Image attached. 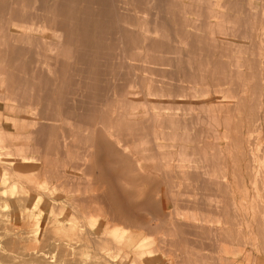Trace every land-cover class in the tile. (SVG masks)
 I'll list each match as a JSON object with an SVG mask.
<instances>
[{
	"label": "rangeland",
	"instance_id": "rangeland-1",
	"mask_svg": "<svg viewBox=\"0 0 264 264\" xmlns=\"http://www.w3.org/2000/svg\"><path fill=\"white\" fill-rule=\"evenodd\" d=\"M80 2L129 19L95 31L100 64L0 58L34 95L0 98V264H264V0H0V22Z\"/></svg>",
	"mask_w": 264,
	"mask_h": 264
},
{
	"label": "bare ground",
	"instance_id": "bare-ground-1",
	"mask_svg": "<svg viewBox=\"0 0 264 264\" xmlns=\"http://www.w3.org/2000/svg\"><path fill=\"white\" fill-rule=\"evenodd\" d=\"M2 1V0H1ZM8 1V0H7ZM90 1V0H89ZM17 2V1H16ZM29 2V1H28ZM66 2V1H65ZM6 2L4 1V4H5ZM84 2H80V4H81V6H78V5H73V6H70V7H62V10H61V13H60V17H61V20L60 21H58V22H53V23H47V24H42L41 25V23L40 24H38V26L37 27H35V28H29V26L28 27H22V26H20L17 22H0V26H5L8 30H9V32H11L12 33V35L13 36H10V37H0V58L1 59H4L5 60V62H7V63H11V64H13V66H10L11 68H12V71H17L18 70V66H17V64H20V63H25V59H27V57H29V58H31V56H35L36 58H37V60H39L40 61V59H42L43 61H44V63H46V60H44V59H46L45 58V56L47 57V58H50L49 59V61H48V63L50 62V63H52L53 61L55 62L54 64H56V63H58V62H60V61H63V59H66V58H68L69 56L71 57L72 56V54H74V55H76L77 57H76V68H80L81 66H83L82 65V62H81V57L82 56H85L86 58L87 57H90V59H91V55H92V52H91V48H92V39L94 38L95 39V43H97V41H98V37L94 34L95 33V31L97 32L98 31V27H102L103 29H106L105 27L107 26V28H110V30L113 28V26H115V24L114 23H116L117 24V26H122L123 24H127L128 22H129V19L127 18V17H121V15H117L116 17H113V14H112V12L110 11L112 8H110V7H108V6H106V5H97V4H94V5H89V3H87L89 6H83L84 4H83ZM83 4V5H82ZM86 4V5H87ZM122 4V3H121ZM25 5V4H24ZM113 6V5H112ZM17 8V7H16ZM119 8V7H118ZM14 9V8H13ZM6 11H12V9L10 8V9H5ZM115 12V11H114ZM5 14H10V13H5ZM4 14V15H5ZM34 14V13H33ZM51 15V14H50ZM2 18V17H1ZM20 18V17H19ZM24 18V17H23ZM5 20V19H4ZM98 20H100L99 21V23H97V21ZM22 21V20H21ZM25 22V21H24ZM105 22V24H104V26H103V23ZM67 27L68 28H70V29H72V30H74V32H75V36H72L70 33H67V31H68V29H67ZM1 28V27H0ZM115 28H116V26H115ZM2 29H3V27H2ZM72 30H71V32H72ZM86 30V31H85ZM110 30H106V31H110ZM119 31V30H118ZM1 32V31H0ZM4 34H5V32H4V29H3V31H2ZM85 35V36H84ZM158 35V34H157ZM2 36V35H1ZM72 37H74V38H72ZM118 37V38H117ZM116 38V40L117 41H120V43H121V51H120V54H119V52H117L119 55V57L123 60V59H130L131 61H133L134 62V60H136V59H132V54L131 53H133L132 52V50L134 49V39L132 38V37H127V36H122V35H120V36H117ZM106 38H107V36H106ZM73 40V41H72ZM107 40V42L109 43V39H106ZM109 40V41H108ZM105 41V40H104ZM107 42H105L106 44H107ZM115 42V41H114ZM101 44H104V42H102ZM119 44V43H118ZM111 45V44H110ZM108 46H109V44H108ZM103 47V46H102ZM111 47H112V45H111ZM61 48V49H60ZM110 48V47H109ZM113 48H115V47H113ZM112 48V49H113ZM99 49H101V47L99 48ZM103 49H105V47H103ZM108 49V48H107ZM106 49V50H107ZM106 50H104V51H106ZM109 50V49H108ZM93 51V50H92ZM98 51H101V50H98ZM114 51V50H113ZM112 51V52H113ZM141 51V50H140ZM95 52V51H94ZM102 52H103V50H102ZM107 52V51H106ZM105 52V53H106ZM109 52H111L110 50H109ZM96 53V52H95ZM99 53H101V52H99ZM115 53V52H114ZM155 53V52H154ZM136 54V53H135ZM22 55H25L26 57L25 58H20ZM99 55V54H98ZM103 55V54H102ZM102 55H101V58H102ZM105 55V54H104ZM103 55V56H104ZM110 55H111V53H110ZM53 56H55V58L53 57ZM92 56H94V55H92ZM95 56H96V54H95ZM95 56H94V58H92V60L93 61H95ZM44 57V58H43ZM51 57L53 58V59H51ZM97 57V56H96ZM138 57V56H137ZM111 58V57H110ZM109 58V59H110ZM148 58V57H147ZM90 59L89 58H87L86 59V61L87 62H90ZM42 60H41V62H42ZM68 60V59H67ZM85 60V59H84ZM103 60V59H102ZM122 60H121V62H122ZM146 61H147V59H146ZM41 62H38V63H41ZM66 62V61H65ZM69 62V61H68ZM97 64H100L102 61H101V59H99V60H97L96 59V61H95ZM112 62V61H111ZM126 62H127V60H126ZM136 62V61H135ZM49 63V64H50ZM70 63V62H69ZM145 63V62H144ZM150 63V62H149ZM10 64V65H11ZM59 64V63H58ZM87 64V66H89V64H91V62L88 64V63H86ZM121 64V63H120ZM132 64V63H131ZM130 64V65H131ZM138 64V63H137ZM43 65V64H42ZM42 65H41V67H42ZM92 65H94V64H92ZM123 65V64H122ZM148 65V64H147ZM23 66H25V64L23 65ZM55 66V65H54ZM53 66V67H54ZM73 66V65H72ZM86 66V65H85ZM144 66H146V65H144ZM20 67V66H19ZM52 67V68H53ZM101 67V66H100ZM139 67V66H138ZM37 68V67H36ZM50 68V67H49ZM51 68V69H52ZM0 69H1V65H0ZM20 69V68H19ZM43 69V68H42ZM97 69V68H96ZM101 69V68H100ZM137 69V68H136ZM41 70V69H40ZM88 70H89V68H88ZM119 70H121V72H123V71H125V67L124 66H122L121 67V69H119ZM12 71H10V72H12ZM36 71V70H35ZM39 71V70H38ZM38 71H36V72H38ZM49 71V70H48ZM51 71V70H50ZM71 71V70H70ZM79 71V70H78ZM77 71V72H78ZM132 71V70H131ZM152 71V70H151ZM156 71V70H155ZM54 72V71H53ZM101 72V71H100ZM107 72V71H106ZM153 72V71H152ZM3 73V72H2ZM1 73V74H2ZM16 73V72H15ZM34 73V72H33ZM32 73V74H33ZM48 73V72H47ZM75 73V72H74ZM79 73V72H78ZM96 73V72H95ZM137 73V72H136ZM52 74V73H51ZM71 74H73L72 72H71ZM125 73H123V75H124ZM128 74H129V71H128ZM122 75V73L120 74V81L121 82H123V79H124V77L123 76H121ZM147 75V74H146ZM156 75V74H155ZM158 75V74H157ZM156 75V76H157ZM33 76V75H32ZM53 75H51V77H52ZM71 76H73V75H71ZM88 76H90V75H88ZM93 76V75H92ZM97 76V75H96ZM153 76V75H152ZM11 77L12 78H14V79H16L15 81H17L18 80V78L16 77V76H14L13 77V74L12 73H8V72H5V73H3L2 75H1V79H0V96H2V97H0V98H3V96L6 98V99H9V98H11V99H13V100H17V99H20V98H31V99H33V97H34V95L33 94H28L27 93V91H26V89H24V91L26 92V93H23V94H19L20 92H19V90H17L18 88H19V85H16L17 86V88H16V86L14 87V86H12V88H11V86L8 84V82L9 81H11L10 79H11ZM16 77V78H15ZM122 77V78H121ZM147 77V76H146ZM32 78H34V77H32ZM66 78V77H65ZM90 78V77H89ZM96 78V77H95ZM100 78V77H99ZM152 78H154V79H156V77L155 76H153ZM158 78V77H157ZM53 79V78H52ZM97 79V78H96ZM95 79V80H96ZM151 79V78H150ZM93 80V79H92ZM153 80V79H152ZM151 80V81H152ZM37 82V81H36ZM127 82V81H126ZM125 82V83H126ZM154 82H155V80H154ZM66 83H67V81H66ZM84 83V82H83ZM92 83V82H91ZM124 83V82H123ZM122 83V84H123ZM124 83V84H125ZM137 83V82H136ZM152 84H153V82H151ZM68 84V83H67ZM93 84V83H92ZM127 84H129V82H127L125 85H127ZM69 85V84H68ZM98 85V84H97ZM28 86V85H27ZM155 86V85H154ZM66 87L67 86H65V89H66ZM88 87V86H87ZM20 88H22L21 87V85H20ZM91 88V87H90ZM63 89V88H62ZM61 89V90H62ZM139 89V88H138ZM64 90V89H63ZM63 90H62V92H63ZM87 90V89H86ZM121 90H122V88H121ZM134 90V89H133ZM137 90V89H136ZM120 91V90H119ZM139 91V90H138ZM86 92V91H85ZM95 92V91H94ZM109 92H110V90H109ZM152 92H153V90H152ZM151 92V93H152ZM10 93H12V96H10ZM57 93V92H56ZM87 93V92H86ZM116 93V92H115ZM131 93H133V92H131ZM115 95V94H114ZM114 95H112V97L114 96ZM151 95H153V94H151ZM66 96V95H65ZM142 96V95H141ZM93 97V96H92ZM173 98V97H172ZM86 99H87V95H86ZM102 99V98H101ZM50 100H51V98H50ZM77 100H78V98H77ZM106 100V99H105ZM119 100V99H118ZM79 101H81V99H79ZM87 101H89L88 99H87ZM86 101V102H87ZM149 102V101H148ZM29 103V102H28ZM33 103V102H32ZM80 103V102H79ZM90 103V102H89ZM88 103V104H89ZM117 103V102H116ZM78 104V103H77ZM154 104H156V102L154 103ZM31 105V104H30ZM79 106V105H78ZM86 106V105H85ZM93 106V105H92ZM95 106V105H94ZM109 106V105H108ZM117 106V105H116ZM91 107V106H90ZM89 107V108H90ZM157 107H158V105H157ZM93 108V107H92ZM117 109V108H116ZM43 111V110H42ZM41 111V112H42ZM102 111V110H101ZM113 111V110H112ZM117 112V111H116ZM119 112V111H118ZM118 112H117V114H118ZM9 113V112H8ZM11 113H12V110H11ZM124 113V112H123ZM143 113V112H142ZM74 114V113H73ZM133 114H135V113H133ZM132 114V115H133ZM136 114H138L137 112H136ZM135 114V115H136ZM153 114V113H152ZM156 114V113H155ZM26 115V114H25ZM24 115V116H25ZM28 115V114H27ZM85 115V114H84ZM97 115V114H96ZM122 115V114H121ZM124 115V114H123ZM139 115H140V113H139ZM20 116V115H19ZM18 116V117H19ZM94 116V115H93ZM118 116H119V114H118ZM131 116V115H130ZM129 116V117H130ZM27 117H29V116H27ZM47 117V116H46ZM59 117V116H58ZM58 117H57V119H58ZM124 117V116H123ZM11 118V117H10ZM32 118V117H31ZM37 118V117H36ZM66 118V117H65ZM89 118V117H88ZM130 118H132V117H130ZM34 119H35V116H34ZM46 119V118H45ZM56 119V120H57ZM82 119V118H81ZM120 119V118H119ZM168 119V118H167ZM62 121L64 120L63 118L61 119ZM121 120V119H120ZM120 120H119V122H120ZM122 120H124V119H122ZM23 121V120H22ZM39 121V120H38ZM58 121V120H57ZM135 121H136V119H135ZM138 121V120H137ZM167 121V120H166ZM165 121V122H166ZM43 122V121H42ZM69 122V121H68ZM79 122V121H78ZM77 122V123H78ZM112 122V121H111ZM110 122V123H111ZM122 122V121H121ZM120 122V123H121ZM123 122H126V121H123ZM31 123H32V121H31ZM40 123V122H37L36 121V123H34V126H32V127H35V126H38L39 127V125L38 124ZM70 124H71V122H69ZM73 123V122H72ZM75 123V122H74ZM133 123H135V122H133ZM137 123V122H136ZM61 124V123H60ZM59 126V125H58ZM67 126H68V124H67ZM70 126V125H69ZM68 126V127H69ZM79 126V125H78ZM108 126V125H107ZM115 126V125H114ZM123 126H124V124H123ZM173 126H175V124H174V121L171 119V129H174L173 128ZM38 127H35L36 128V130H32V135L34 136V134L33 133H35V132H37V133H40V131H41V129H42V127L41 128H38ZM71 127V126H70ZM80 127V126H79ZM106 127V126H105ZM117 127V126H116ZM140 127V126H139ZM138 127V129H140ZM159 127V126H158ZM67 128V127H66ZM93 128V127H92ZM103 128V127H102ZM161 128V127H160ZM32 129H34V128H32ZM69 129V128H68ZM79 129V128H78ZM158 129V128H157ZM170 129V130H171ZM52 130V129H51ZM152 130V129H151ZM160 130V129H159ZM175 130V129H174ZM35 131V132H34ZM47 131H48V129H47ZM68 131V130H67ZM71 131V130H70ZM77 131V130H76ZM91 131V130H90ZM26 132V131H25ZM73 132V131H72ZM92 132V131H91ZM171 132V131H170ZM29 133V132H28ZM106 133V132H105ZM126 133V132H125ZM36 134V133H35ZM61 134V133H60ZM81 134V133H80ZM88 134H89V132H88ZM107 134V133H106ZM172 134H174V133H172ZM27 135V134H26ZM85 135H87V134H85ZM160 135V134H159ZM170 135V134H169ZM179 135V134H178ZM29 136H31V135H29ZM36 136V135H35ZM62 136V135H61ZM65 137V136H64ZM89 137V136H88ZM92 137V136H91ZM110 137V136H109ZM114 137V136H113ZM27 138V137H26ZM48 138V137H47ZM77 138V137H76ZM79 138V137H78ZM111 138V137H110ZM120 138H121V136H120ZM36 139H37V137H36ZM36 139H34V141L36 140ZM113 139V138H112ZM31 140V139H30ZM77 140H81L80 138L79 139H77ZM33 141V142H34ZM27 142V141H26ZM28 142H30V141H28ZM80 142V141H79ZM160 142V141H159ZM158 142V143H159ZM65 143V142H64ZM153 143H155L156 144V142H153ZM163 143V142H162ZM165 143V142H164ZM55 144V143H54ZM93 144V143H92ZM126 144V143H125ZM138 144V143H137ZM141 144V143H140ZM28 145V144H27ZM158 145H160V144H158ZM164 145V144H163ZM26 146V145H25ZM55 146V145H54ZM157 146V145H156ZM21 147V146H20ZM19 147V148H20ZM30 147V145L28 146V148ZM49 147V146H48ZM91 147L92 146H90V149H91ZM105 147V146H104ZM158 147V146H157ZM160 147V146H159ZM164 147V146H163ZM32 149H33V147H32ZM32 149H31V151H32ZM71 149V148H70ZM93 149V148H92ZM25 150V149H24ZM52 150V149H51ZM105 150V149H104ZM127 150V149H126ZM171 150V149H170ZM90 151V150H89ZM124 151H125V149H124ZM159 152H160V150H158ZM157 151V152H158ZM172 151V150H171ZM33 152H36V151H33ZM105 152H107V151H105ZM158 152V153H159ZM71 153H72V151H71ZM123 153V152H122ZM125 153V152H124ZM161 153V152H160ZM170 153V152H169ZM51 154V153H50ZM93 154V153H92ZM36 155V154H35ZM47 155V154H46ZM66 155V154H65ZM124 155V154H123ZM142 155V154H141ZM21 156V155H20ZM39 156V155H38ZM55 156H56V154H55ZM54 156V157H55ZM136 156V155H135ZM32 157H34V156H31V158ZM41 157V155L39 156V158ZM57 157V156H56ZM38 158V159H39ZM84 158V157H83ZM133 158V157H132ZM135 158V157H134ZM36 159V158H35ZM51 159V158H50ZM55 159V158H54ZM41 160H44V159H41ZM49 160V159H48ZM132 160H134V159H132ZM157 160V159H156ZM58 161V163H59V160H57ZM63 161V160H62ZM67 161L69 162V160L67 159ZM104 161V160H103ZM146 161V160H145ZM47 162V161H46ZM49 162V161H48ZM47 162V163H48ZM51 162V161H50ZM71 162V161H70ZM105 162V161H104ZM103 162V163H104ZM111 162V161H110ZM109 162V163H110ZM116 162V161H115ZM76 163H77V161H76ZM105 163H108V162H105ZM105 163H104V165H105ZM150 163V162H149ZM163 163V162H162ZM52 164V163H51ZM71 164V163H70ZM69 164V165H70ZM81 164V163H80ZM170 164V163H169ZM112 165V164H111ZM110 165V166H111ZM46 166H50V165H47L46 164ZM61 166V165H60ZM68 166V165H67ZM67 166H65V167H67ZM56 167V166H55ZM145 167V166H144ZM64 168V167H63ZM82 168V167H81ZM106 168V167H105ZM65 169V168H64ZM70 169V168H69ZM68 169V170H69ZM165 169V168H164ZM47 170V169H46ZM50 170V169H49ZM63 170V169H62ZM67 170V169H66ZM76 170H79V168L78 169H76ZM120 170V169H119ZM48 171V170H47ZM51 171V170H50ZM69 171H71V170H69ZM104 171H105V169H104ZM120 171H122V170H120ZM130 171H131V169H130ZM136 171V170H135ZM35 172V171H34ZM53 172V171H52ZM108 172V171H107ZM106 172V173H107ZM119 172V171H118ZM172 172V171H171ZM62 173V172H61ZM84 173V172H83ZM77 174V173H76ZM85 174V173H84ZM83 174V175H84ZM107 174H109V173H107ZM164 174V173H163ZM72 175V174H71ZM81 175H82V173H81ZM64 176H66L65 174H64ZM116 176V175H115ZM178 176V175H177ZM41 177V176H40ZM58 177V176H57ZM73 177V176H72ZM112 177V176H111ZM113 177H114V175H113ZM113 177H112V179H113ZM116 177H118V174H117V176ZM42 178V177H41ZM44 178V177H43ZM42 178V179H43ZM56 178V177H55ZM40 179V178H39ZM57 179V178H56ZM120 179V178H119ZM38 180V179H37ZM68 180H70V179H68ZM88 180V179H87ZM114 180V179H113ZM32 181V180H31ZM44 181H45V179H44ZM52 181V180H51ZM81 181V180H80ZM85 181V180H84ZM58 182V181H57ZM69 182V181H68ZM71 182V181H70ZM87 184H88V182H86ZM90 183V182H89ZM115 183V182H114ZM128 183V182H127ZM31 184H33V183H31ZM59 184H61V183H59ZM58 184V185H59ZM67 185H69L68 183H66ZM77 184V183H76ZM86 184V185H87ZM74 185H75V183H74ZM84 185H85V183H84ZM85 185V186H86ZM91 185V184H90ZM60 186V185H59ZM58 186V187H59ZM78 186V185H77ZM31 187V186H30ZM57 187V188H58ZM61 187H63V186H61ZM69 187V186H68ZM68 187H67V189H68ZM74 187V186H73ZM87 187H89V186H87ZM93 187H95V186H93ZM66 189V190H67ZM89 189V188H88ZM64 190H65V188H64ZM100 190H102V189H100ZM70 191H72V189H70ZM70 191H68V192H70ZM74 191H75V187H74ZM66 192V191H65ZM85 192V191H84ZM71 193V192H70ZM73 193V192H72ZM83 193V192H82ZM74 194V193H73ZM86 194V193H85ZM66 195V194H65ZM83 195V194H82ZM99 195V194H98ZM67 196V195H66ZM80 197H82V196H80ZM79 197V198H80ZM89 197V196H88ZM84 198V197H83ZM86 198V197H85ZM91 197H89V199H90ZM89 199H87L86 201H88ZM66 200V199H65ZM69 200V199H68ZM74 200H76V198L74 199ZM79 200V199H78ZM89 201H93V200H89ZM122 201V200H121ZM64 202V201H63ZM66 203V202H65ZM124 203V202H123ZM122 204V203H121ZM69 206H70V204H68ZM89 206V205H88ZM97 206V205H96ZM68 207V206H67ZM111 207V206H110ZM94 208V207H93ZM122 208V207H121ZM4 209V208H3ZM97 209H98V207H97ZM81 210V209H80ZM95 210V209H94ZM93 210V211H94ZM98 211V210H97ZM104 211V210H103ZM89 212H91V211H89ZM102 212V211H101ZM82 213V212H81ZM99 212H97V214H98ZM85 214H86V212H85ZM91 213H89V215H90ZM96 214V213H95ZM96 214V216L98 217V215ZM127 214V213H126ZM116 216H117V214H116ZM91 217H92V214H91ZM100 218V217H99ZM107 218V217H106ZM42 221V220H41ZM106 221V220H105ZM108 221V220H107ZM117 221V220H116ZM2 222V221H1ZM7 222V221H6ZM112 223V222H111ZM111 223H110V225H111ZM32 224V223H31ZM9 225V224H8ZM41 225H43V224H41ZM6 226V225H5ZM102 226H103V224H102ZM109 226V225H108ZM34 227V226H33ZM110 227V226H109ZM99 228V227H98ZM21 230V229H20ZM48 230V229H47ZM91 230V229H90ZM99 230V229H98ZM56 230L54 229V232H55ZM5 232V231H4ZM92 232H94V230L92 231ZM93 234V233H92ZM95 234V233H94ZM56 235V234H55ZM53 237H56V236H53ZM98 237V236H97ZM60 238V237H59ZM96 238V237H95ZM22 239V238H21ZM16 240V239H15ZM19 240V239H18ZM22 241V240H21ZM23 242V241H22ZM107 242V241H106ZM111 244V243H110Z\"/></svg>",
	"mask_w": 264,
	"mask_h": 264
}]
</instances>
